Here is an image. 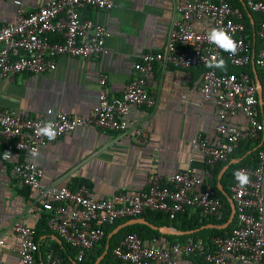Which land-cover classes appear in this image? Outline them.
<instances>
[{
	"label": "built area",
	"instance_id": "obj_1",
	"mask_svg": "<svg viewBox=\"0 0 264 264\" xmlns=\"http://www.w3.org/2000/svg\"><path fill=\"white\" fill-rule=\"evenodd\" d=\"M14 21L0 26V81L18 75L41 76L56 69L60 57L98 60L106 55L109 30L90 19H81L80 11L90 8L109 12L114 0H50L37 10L26 13L22 0H14ZM248 12L264 16V0H244ZM175 21L163 52L143 53L134 65L136 76L118 96H112L108 76L98 79L97 103L83 116H70L47 109L44 116L28 117L0 109V138L4 149L0 162H10L15 154L24 157L15 162L12 172L20 184L35 193V211L46 212L47 227L65 244L76 250V261L94 249L106 236L105 229L116 222L138 218L147 211L162 212L170 220L186 209L199 211L202 218L221 220L222 201L210 190L196 191L202 179L189 169L170 176L150 174L145 190L119 192L108 199L93 198L86 186L73 190L66 186L44 187L43 171L36 162L40 148L77 129L96 128L105 132L126 133L130 130L128 114L133 107L155 108L156 97L145 88V77L155 64H170L182 69L202 68L200 93L204 103H211L217 114L216 134L223 139L215 146L201 134L191 140L209 166L226 162L242 140L257 139L264 131V119L258 100V81L247 68L254 65L264 74V21L255 33V47L246 33L243 11L229 0H190L178 7ZM192 19H206L212 28L223 29L236 43L232 55L207 38L208 32L192 29ZM56 36V41L51 40ZM213 58L225 59L237 73L219 74L218 68L207 67ZM264 99V90H263ZM243 116L247 129L241 130L227 121ZM55 125L56 137L48 140L36 129L45 122ZM138 140L145 138L139 128H132ZM35 151L37 155L33 156ZM249 176L241 188L238 181L230 186L235 205L236 224L225 236L212 237L209 243L188 239L166 248L155 247L137 234H128L112 250L114 264H178L183 256L201 255L207 264H264V148L258 151L256 164L240 167ZM18 245V259L12 264H38L39 245L34 231L19 221L10 227ZM5 245L0 238V250ZM0 264H5L0 251ZM45 264H69L53 251L45 255Z\"/></svg>",
	"mask_w": 264,
	"mask_h": 264
},
{
	"label": "crops",
	"instance_id": "obj_2",
	"mask_svg": "<svg viewBox=\"0 0 264 264\" xmlns=\"http://www.w3.org/2000/svg\"><path fill=\"white\" fill-rule=\"evenodd\" d=\"M49 1L22 0V6L26 13H31ZM187 1L190 0H114V7L109 12L82 9L81 19H90L109 30L106 55L98 60L60 57L51 73L18 75L0 81V109L28 117L44 116L47 109L62 111L70 116H83L97 103L101 74L108 76L111 95H120L136 76L134 65L140 56L149 51L165 50L169 32L174 22L180 19L178 7ZM13 2L0 0V26L15 20L17 7ZM239 2L247 15L244 0ZM262 18L263 15L257 16L258 20ZM249 19L254 22L253 16ZM191 27L197 32L211 29L206 19H192ZM250 67L253 71L251 76L262 84L261 70L254 65ZM202 73V68L182 69L170 64H155L152 73L145 77V88L156 97V107L131 108L127 118L130 130L126 133L105 132L96 128L77 129L40 148L36 162L43 171L42 186H66L75 190L77 185L82 184L93 198L108 199L119 192L145 190L150 174L166 177L189 169L202 179L196 191L210 190L214 193L217 189L226 200L224 193L231 198L227 193L230 180H224L222 176L231 164L245 160L246 166L255 165L252 152L264 148V131L257 139L242 140L236 152L239 156L231 157L229 162L207 165L202 155L193 150L191 140L196 134H201L211 144L221 146L223 139L215 132L218 118L214 106L202 100ZM260 107L261 118L264 119V104ZM227 123L241 130L247 129V121L241 115L229 119ZM135 127L145 133L143 140L135 138L131 131ZM3 149L4 141L0 138V153ZM23 159L22 155L15 154L10 162H0V238L5 243L0 251L4 263L12 264L18 259L19 245L10 227L19 221L34 231L33 238L39 245L38 264H45L48 251L62 255L72 264H96L101 257L99 264L103 261L104 264H114L112 252H108L111 239L108 240V236L128 220L109 226L105 246L98 244L86 253L81 262H77L76 252L70 251L69 256L61 238L50 231L47 224L43 225L42 218L48 214L35 211L32 207L35 193L15 178L12 166ZM261 192L264 196V174ZM195 218L198 222L202 221L196 210H189L186 219L195 222ZM204 222L198 229L187 230L193 231L191 234H178L187 231L149 222L156 227H168L170 232L155 230L159 235L152 241H145L162 248L188 239L208 243L206 240L210 241L213 237L208 230H221L212 227L221 225L213 224L207 218ZM178 264L207 263L201 255H195L183 256Z\"/></svg>",
	"mask_w": 264,
	"mask_h": 264
},
{
	"label": "trees",
	"instance_id": "obj_3",
	"mask_svg": "<svg viewBox=\"0 0 264 264\" xmlns=\"http://www.w3.org/2000/svg\"><path fill=\"white\" fill-rule=\"evenodd\" d=\"M229 2L233 6L239 7L243 11V13H244V24H245V28H246V33L249 35L250 39L253 42H255V47H257L258 46V39H257L256 34H254V32L255 33L257 32L259 22L262 21V20H264V18L258 20L257 19V16H262V15L251 13L252 16H253V20H254V22L252 23L251 20L247 17L245 11L243 10V7L241 6L239 0H229ZM57 39H58L57 37H52L51 36V40L52 41H56ZM225 63H226V67L223 70L218 69L219 74H223V73H237V72H234V70L231 69L232 67L229 66V64H228V62L226 60H225ZM248 68H249L248 69L249 73L251 75H253V71L251 70V67L249 66ZM261 77H263V79H261V81H262V86H263V90H264V74H261ZM246 147L248 148V145H246ZM238 149H239V147H238ZM238 149L235 151V153H233V155L230 156V158L231 157L232 158L237 157L238 154L236 152L238 151ZM261 149H263V148H261ZM261 149L255 151V152H252L253 155H254V157H255V162H256V159H257V153ZM230 158L226 161V163L229 162ZM244 161H241L238 164H231L228 167V169L225 171V173L223 174V176H222V178L224 180L225 179H229L230 180L229 187L227 188V193L230 196H231L230 186H232V184L235 181V178H234L233 173L235 171H237V169L240 168V167H249V166H246L245 165V162ZM254 164H256V163H254ZM215 175H216V172L214 174V177H215ZM81 185L82 184L77 185L76 186V189L78 187H80ZM27 189H29V188L27 187ZM215 191L216 192L213 193L214 196L217 197V198H219L222 201V205H223V217H222L221 220H215V219H209V220L213 224L222 225V224H224L228 220L229 215L231 213V209H230V206H229L227 200L224 198V196H222V194L217 189H215ZM197 212L199 214V211H197ZM188 213H189V209H186L184 212L179 213L174 220H170L169 217L166 214L162 213V212H153V211H147V212L143 213L139 217H143L148 222H150L152 224H155L157 226L158 225L159 226L160 225H172L173 227H175L177 230H180V231H187V230L198 229L199 227H201L202 225H204V223H205L204 222V219L205 218H202L201 217L200 218L202 220L201 222H198V220L196 218L194 219L195 222H193V220L191 222V221H189V220L186 219L188 217ZM42 219H43L42 223L45 226L46 225V222H47V216H43ZM130 219H133V218L120 220V221L116 222V224H119L121 221L124 222V221L130 220ZM116 224H114V225H116ZM235 224H236V217H234L233 222L227 228L222 229V230L213 229V230H208V231L211 232V234L213 235V237L225 236V235H227L228 233L231 232V230L234 228ZM114 225H112V226H114ZM107 228H109V227H107ZM107 228L105 229L106 236L101 241V243L103 244V247L106 244V237H107V234L109 233V229H107ZM133 233L134 234H137L144 241L145 240L152 241V239H154L155 237H157L159 235V232L158 231L152 230V229H150L149 227H147L145 225H132V226H128V227H125V228L121 229L117 234H115L114 236L111 237V239L109 241V251L108 252L109 253L112 252V250L115 248V246L126 235L133 234ZM192 236H194V235H192ZM177 238L182 239L183 237H177ZM206 241L209 243V239L206 240ZM145 242H147V241H145ZM148 244H150V243H148ZM63 246H64V249L66 250V252H67V254L69 256L71 255L70 251H75L76 252V250L74 248L68 246L65 243H64ZM60 256L66 262H68L69 264H72L67 258L63 257L62 255H60ZM104 262L105 261H103L102 264H104Z\"/></svg>",
	"mask_w": 264,
	"mask_h": 264
},
{
	"label": "clouds",
	"instance_id": "obj_4",
	"mask_svg": "<svg viewBox=\"0 0 264 264\" xmlns=\"http://www.w3.org/2000/svg\"><path fill=\"white\" fill-rule=\"evenodd\" d=\"M207 38L211 43H214L221 50L235 55L237 52V43L223 30L218 28H212L207 33ZM207 67L218 68L223 70L226 67L225 60L220 58L219 60L213 58L207 62ZM37 135L45 136L48 140H53L56 137L55 125L53 122L48 121L43 126L36 129ZM33 156L37 155L35 151L32 153ZM234 178L238 181L241 188L246 186L249 181V176L243 170H237L233 173Z\"/></svg>",
	"mask_w": 264,
	"mask_h": 264
},
{
	"label": "water",
	"instance_id": "obj_5",
	"mask_svg": "<svg viewBox=\"0 0 264 264\" xmlns=\"http://www.w3.org/2000/svg\"><path fill=\"white\" fill-rule=\"evenodd\" d=\"M246 9V8H245ZM247 11V10H246ZM247 15L249 18H252V14L249 13L247 11ZM258 85H259V89H258V100H259V105L262 106L264 104V99H263V88H262V84L260 83V81L258 82ZM224 195L226 196L230 206H231V213L229 215V218L228 220L222 224L221 226L217 227V226H212V227H215L217 229H225L227 228L234 220V217H235V205H234V202L233 200L228 197L225 193ZM133 224H144V225H147L149 226L150 228L154 229V230H158L159 232L161 233H168L170 232V228L168 227H156L152 224H150L149 222H147L144 218H133L131 220H128L127 222H125L124 224H121L120 226H118L114 231H112L109 236H108V240L116 233L118 232L121 228H124L126 226H130V225H133ZM193 231H187V232H178V234H191ZM108 249V244H107V248L106 250ZM107 252V251H106ZM103 257H101L97 262L96 264H99L100 260L102 259Z\"/></svg>",
	"mask_w": 264,
	"mask_h": 264
}]
</instances>
